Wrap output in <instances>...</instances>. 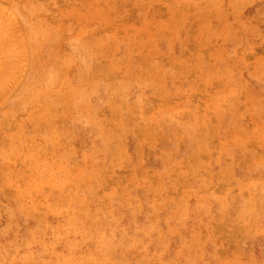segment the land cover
I'll list each match as a JSON object with an SVG mask.
<instances>
[{
	"label": "rangeland",
	"instance_id": "374dc122",
	"mask_svg": "<svg viewBox=\"0 0 264 264\" xmlns=\"http://www.w3.org/2000/svg\"><path fill=\"white\" fill-rule=\"evenodd\" d=\"M0 264H264V0H0Z\"/></svg>",
	"mask_w": 264,
	"mask_h": 264
}]
</instances>
